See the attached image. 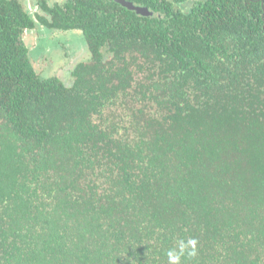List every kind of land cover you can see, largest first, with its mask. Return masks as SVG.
Instances as JSON below:
<instances>
[{
	"label": "trees",
	"instance_id": "trees-1",
	"mask_svg": "<svg viewBox=\"0 0 264 264\" xmlns=\"http://www.w3.org/2000/svg\"><path fill=\"white\" fill-rule=\"evenodd\" d=\"M0 0V264H264V0ZM80 29L72 83L26 29Z\"/></svg>",
	"mask_w": 264,
	"mask_h": 264
},
{
	"label": "rangeland",
	"instance_id": "rangeland-1",
	"mask_svg": "<svg viewBox=\"0 0 264 264\" xmlns=\"http://www.w3.org/2000/svg\"><path fill=\"white\" fill-rule=\"evenodd\" d=\"M25 3L37 0H23ZM51 3L62 0H49ZM32 4V6H33ZM27 6V4H26ZM28 7V6H27ZM32 7L29 12L34 16ZM30 56L42 75H55L63 81L72 83L71 70L81 61L90 57V50L80 29H52L36 24L25 34Z\"/></svg>",
	"mask_w": 264,
	"mask_h": 264
},
{
	"label": "clouds",
	"instance_id": "clouds-1",
	"mask_svg": "<svg viewBox=\"0 0 264 264\" xmlns=\"http://www.w3.org/2000/svg\"><path fill=\"white\" fill-rule=\"evenodd\" d=\"M197 240L194 238L188 239L187 243L183 240L179 241V252L175 249L169 250L167 252L168 262L169 264H182L181 257L184 256L187 249H191L187 251L188 258H193L197 255Z\"/></svg>",
	"mask_w": 264,
	"mask_h": 264
},
{
	"label": "water",
	"instance_id": "water-1",
	"mask_svg": "<svg viewBox=\"0 0 264 264\" xmlns=\"http://www.w3.org/2000/svg\"><path fill=\"white\" fill-rule=\"evenodd\" d=\"M121 4L127 6L130 9H134L136 12L143 14V15H153L154 11H152L149 7L144 5H138L128 0H117Z\"/></svg>",
	"mask_w": 264,
	"mask_h": 264
},
{
	"label": "flooded vegetation",
	"instance_id": "flooded-vegetation-1",
	"mask_svg": "<svg viewBox=\"0 0 264 264\" xmlns=\"http://www.w3.org/2000/svg\"><path fill=\"white\" fill-rule=\"evenodd\" d=\"M23 4H24V6H25V8L27 9V12L32 16V14L29 12V6L30 7H32V9H33V14H34V16H32L33 18H35L36 19V16H35V13H36V11H37V9H38V0L37 1H35L36 2V4H37V6L35 7V5L33 4V2L32 3H30V1H27L26 3L23 1V0H20ZM26 4H27V6H26ZM32 4H33V6H32ZM38 22L36 21V24H37ZM40 24V23H39ZM36 26V25H35ZM34 26V27H35ZM34 27H32V28H34ZM27 30V29H26ZM25 34H26V31H25V33H24V40H25Z\"/></svg>",
	"mask_w": 264,
	"mask_h": 264
}]
</instances>
